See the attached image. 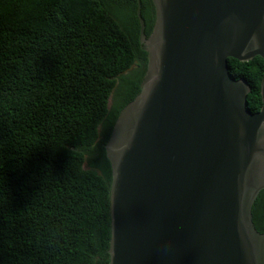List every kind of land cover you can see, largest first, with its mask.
<instances>
[{"label":"water","instance_id":"obj_1","mask_svg":"<svg viewBox=\"0 0 264 264\" xmlns=\"http://www.w3.org/2000/svg\"><path fill=\"white\" fill-rule=\"evenodd\" d=\"M152 1L141 92L106 145L110 264H264V77L253 113L228 66L264 60V0Z\"/></svg>","mask_w":264,"mask_h":264},{"label":"trees","instance_id":"obj_2","mask_svg":"<svg viewBox=\"0 0 264 264\" xmlns=\"http://www.w3.org/2000/svg\"><path fill=\"white\" fill-rule=\"evenodd\" d=\"M138 5L0 0V264H110L106 145L147 70ZM141 17L149 38L152 0H141ZM228 66L259 112L264 60ZM253 222L262 233L264 192Z\"/></svg>","mask_w":264,"mask_h":264},{"label":"rangeland","instance_id":"obj_3","mask_svg":"<svg viewBox=\"0 0 264 264\" xmlns=\"http://www.w3.org/2000/svg\"><path fill=\"white\" fill-rule=\"evenodd\" d=\"M135 70V68H133ZM131 73H133V70L127 72V75H131ZM121 85V81L118 80V84H117V87H116V90L114 91V94L111 96V99H110V107L113 105L114 103V99L116 98V92H117V89L120 87ZM86 168H90V163H86ZM96 171L100 172L99 169L95 168Z\"/></svg>","mask_w":264,"mask_h":264}]
</instances>
